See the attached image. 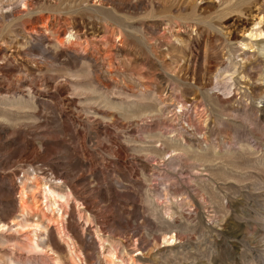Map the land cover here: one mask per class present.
<instances>
[{"label":"rangeland","instance_id":"obj_1","mask_svg":"<svg viewBox=\"0 0 264 264\" xmlns=\"http://www.w3.org/2000/svg\"><path fill=\"white\" fill-rule=\"evenodd\" d=\"M261 29L264 0H0V264H264Z\"/></svg>","mask_w":264,"mask_h":264},{"label":"bare ground","instance_id":"obj_2","mask_svg":"<svg viewBox=\"0 0 264 264\" xmlns=\"http://www.w3.org/2000/svg\"><path fill=\"white\" fill-rule=\"evenodd\" d=\"M260 7H262V6H260ZM263 12V11H262ZM258 15H259V13H258ZM257 17H259V16H257ZM257 23H261V17L259 18V20H258V22ZM262 30V29H261ZM259 31V35L261 34V32H262V34L264 35V29L262 30V31ZM258 33V32H257ZM246 58H247V56H246ZM243 60V59H242ZM252 67V66H251ZM245 70V69H244ZM243 70V71H244ZM224 72V71H223ZM228 72V71H227ZM226 73V72H225ZM243 75V74H242ZM249 76V75H248ZM230 77V76H229ZM220 80H221V78H220ZM225 82V81H224ZM226 83V82H225ZM246 83V82H245ZM258 86V85H257ZM256 87V86H255ZM226 90V89H225ZM260 91V90H259ZM252 93V92H251ZM245 96V95H244ZM183 106H184V103H182V102H179L178 103V107L179 108H183ZM193 114V113H192ZM185 123L187 124V126H193V124H192V121L191 122H189L188 120H185ZM188 129V128H187ZM36 178V177H35ZM42 182H40V186L42 187V194H43V196H42V200L40 201V205H41V208L42 209H44V210H46V211H51V212H54L55 210H58L59 211V209H58V205H57V200L54 198V196H58L59 198H62L63 196H62V192L60 193V192H57V191H55V189L51 186H48V185H46V182L43 180V178H42V180H41ZM28 190V189H27ZM27 190H25V189H23L21 192H20V198H19V204L20 205H25V201L28 199V195H29V193H27ZM40 190V189H39ZM66 197V196H65ZM34 199V198H33ZM58 199V198H57ZM40 200V199H39ZM35 202V201H34ZM62 202H64V201H62ZM67 203V202H66ZM27 205V204H26ZM64 205V204H63ZM67 205V204H66ZM66 205H64L65 207H66ZM61 206V205H60ZM23 207V206H22ZM62 208V207H61ZM28 209V208H27ZM26 214V213H25ZM51 214V213H50ZM60 215H62V214H59V216ZM63 216V215H62ZM51 217V216H50ZM49 217V218H50ZM57 217V216H56ZM64 217V216H63ZM56 219V218H55ZM61 219V218H60ZM24 224V223H23ZM2 225H4V224H2ZM17 225V224H16ZM19 225H21V224H19ZM34 226L35 227H40L39 226V224L38 223H36V224H34ZM24 227V226H23ZM40 229H41V227H40ZM175 238H174V235H170L167 239L165 238V240L166 241H170V242H173V241H175L174 240ZM32 244V243H31ZM34 244V243H33ZM37 244V243H36ZM172 244V243H171ZM71 246V245H70ZM70 248V247H69ZM69 254L70 255H72L73 254V252H72V249L70 248L69 249ZM75 254V253H74ZM73 254V255H74ZM111 256V255H110ZM115 259V257L113 256V258H112V261ZM126 262V261H125ZM119 264H125L124 263V261L123 260H121L120 262H119ZM132 264H136V262L135 261H132Z\"/></svg>","mask_w":264,"mask_h":264}]
</instances>
